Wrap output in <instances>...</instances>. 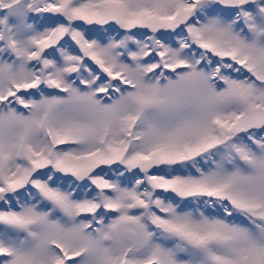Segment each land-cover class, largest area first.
<instances>
[{
    "label": "snow or ice",
    "instance_id": "6c2138e0",
    "mask_svg": "<svg viewBox=\"0 0 264 264\" xmlns=\"http://www.w3.org/2000/svg\"><path fill=\"white\" fill-rule=\"evenodd\" d=\"M0 264H264V0H0Z\"/></svg>",
    "mask_w": 264,
    "mask_h": 264
}]
</instances>
